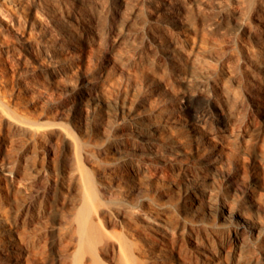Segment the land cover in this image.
Listing matches in <instances>:
<instances>
[{
	"label": "rangeland",
	"instance_id": "1",
	"mask_svg": "<svg viewBox=\"0 0 264 264\" xmlns=\"http://www.w3.org/2000/svg\"><path fill=\"white\" fill-rule=\"evenodd\" d=\"M36 1L0 9L2 264H264V0ZM26 19L34 52L7 33Z\"/></svg>",
	"mask_w": 264,
	"mask_h": 264
},
{
	"label": "bare ground",
	"instance_id": "2",
	"mask_svg": "<svg viewBox=\"0 0 264 264\" xmlns=\"http://www.w3.org/2000/svg\"><path fill=\"white\" fill-rule=\"evenodd\" d=\"M38 2L36 0H0V9L1 10H7L9 13L11 14L12 11L16 13L17 11V15L20 16L21 14H18V9L22 8L24 10V12H26L27 16L31 15L35 10H38ZM19 6V7H18ZM9 7V8H8ZM11 8V9H10ZM20 10V9H19ZM11 12V13H10ZM14 15V14H13ZM12 15V16H13ZM16 16V15H15ZM19 18V17H17ZM16 18V19H17ZM20 19V18H19ZM21 20V19H20ZM34 21L31 20H25V21H16L15 26L13 28H11V31L7 32L9 37H11L12 39H14L16 41V46H18L21 50L23 51H29V52H34L35 48H34V39L32 38V32L33 30L36 28V25L34 24ZM42 28V27H41ZM11 32V33H10ZM98 69V68H97ZM101 69V68H100ZM102 71V70H101ZM95 73V70L94 72ZM103 73V72H102ZM100 74V70H98V72L95 73V76H98ZM92 75V74H91ZM90 75V76H91ZM86 76V75H85ZM92 77V76H91ZM90 78V77H89ZM85 80V79H84ZM99 81V80H98ZM95 80H89L88 84L85 86V88L81 89L80 91V97H84L86 94H92V90L95 84ZM99 83V82H97ZM98 86V85H97ZM161 86V85H160ZM77 93V91H76ZM79 93V92H78ZM80 99V98H79ZM85 99V98H84ZM0 103H2L0 101ZM4 104V103H3ZM8 106V105H7ZM5 107V106H4ZM9 107V106H8ZM7 107V108H8ZM6 110H9L7 109ZM3 110V109H2ZM4 111V110H3ZM15 116V115H12ZM13 119V118H12ZM19 122V119L16 117H14L13 120V124L16 125ZM197 122V121H196ZM8 128V126H7ZM13 134V133H12ZM152 134V133H150ZM9 133H7L5 131V124L4 121L0 122V180H9L11 179H15V170H14V165L11 157L8 156L5 152H4V148H3V142L7 139ZM174 144V143H173ZM204 144V143H202ZM180 147L181 145L176 144L173 145V148L176 149L177 152L181 153L180 151ZM204 149H202V145L201 143L197 144V149H196V153L199 154L198 157V161L200 163L199 166H202L201 168H203V166H208L212 172L215 175H219L221 177H223L227 182H229L232 186H237V187H241L242 186V182L240 181V179L236 176V174L231 173L230 171L223 169L221 165L218 164V161L215 160V154L211 153H203ZM200 168V167H199ZM208 168V169H209ZM231 186V187H232ZM40 187V185H39ZM236 187V188H237ZM244 187V186H243ZM36 190V189H35ZM225 194V193H224ZM250 194V193H248ZM195 200L200 201V202H209L210 204H212V202L215 201H219L221 198H217L215 196H212L211 194H209L206 190V187L201 186V188L198 189V191H194L191 195ZM227 196V195H226ZM225 198V201H227L226 199H228L227 197ZM235 196V195H234ZM233 196V197H234ZM222 197V198H223ZM236 197V196H235ZM230 198V197H229ZM232 198V197H231ZM230 198V199H231ZM237 198V197H236ZM229 200V199H228ZM240 201H242L243 203L247 204V203H253V204H258L256 196H251L249 195V197H244L242 200L240 199ZM235 202V201H234ZM232 203V200H231ZM230 203V204H231ZM236 203V202H235ZM219 204V203H218ZM217 205V203H216ZM222 205V204H221ZM229 205V204H228ZM241 205V204H240ZM243 205V204H242ZM214 206V205H213ZM212 206V208H213ZM211 207V206H210ZM209 207V208H210ZM215 207V206H214ZM229 207V206H228ZM228 207L226 209H228ZM211 208V209H212ZM230 208L228 211L229 213H227L226 215L229 217H232L235 215V205L232 203L230 205ZM246 212V210H245ZM244 212V214H245ZM248 212V210H247ZM246 212V216L248 217V214ZM240 214V212L238 213ZM160 216V215H159ZM245 216V215H244ZM252 220V219H251ZM167 220H165L164 217H156L155 219L152 220L151 223V227L161 235V239L160 242L162 243V245L164 246L165 249H167V247H169V243H166L164 238L168 237V229H167ZM5 223V218L2 216V214L0 213V230H3V228ZM250 223V222H249ZM254 226V225H253ZM79 228L80 231L84 234L89 233L91 231L92 232L93 228L92 225L89 222V214H88V209L84 210L83 212L81 211V215H80V224H79ZM251 228V227H250ZM2 232V231H1ZM90 234V233H89ZM1 237V235H0ZM3 237V236H2ZM0 238V243L4 244V240L3 238ZM5 245V244H4ZM161 245V246H162ZM162 246V247H163ZM14 247V246H13ZM27 247L26 244H24V242H15V250L14 252L17 255V260L21 257V253L23 252V250H25ZM161 247V248H162ZM1 252H4V248L1 247L0 248ZM6 251V250H5ZM8 251V250H7ZM11 251V249H10ZM9 251V252H10ZM0 252V253H1ZM13 253V251H12ZM11 253V254H12ZM25 253V252H24ZM4 254V253H3ZM14 254V253H13ZM1 254H0V264H2L1 261Z\"/></svg>",
	"mask_w": 264,
	"mask_h": 264
}]
</instances>
